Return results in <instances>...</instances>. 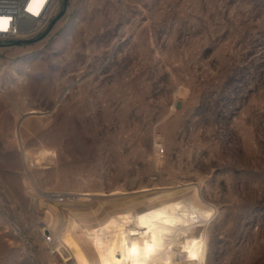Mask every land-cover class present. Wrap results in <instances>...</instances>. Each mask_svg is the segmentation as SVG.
I'll return each mask as SVG.
<instances>
[{
  "label": "rangeland",
  "instance_id": "rangeland-1",
  "mask_svg": "<svg viewBox=\"0 0 264 264\" xmlns=\"http://www.w3.org/2000/svg\"><path fill=\"white\" fill-rule=\"evenodd\" d=\"M0 46L1 124L15 119L0 264L60 263L48 232L182 190L210 209L193 225L203 264H264V0H67L43 36ZM40 149L54 155L28 166ZM41 198L59 208L53 233Z\"/></svg>",
  "mask_w": 264,
  "mask_h": 264
},
{
  "label": "bare ground",
  "instance_id": "bare-ground-1",
  "mask_svg": "<svg viewBox=\"0 0 264 264\" xmlns=\"http://www.w3.org/2000/svg\"><path fill=\"white\" fill-rule=\"evenodd\" d=\"M38 111L31 108L28 113ZM53 155L54 152L50 149H40L35 153L24 152L28 166L41 165ZM158 159L162 160L161 154H158ZM71 192L68 193L73 197L79 193ZM186 193L187 191L182 190L151 197L142 204H135L131 210L111 213L102 224L82 230L79 229L78 221L73 218L70 227L64 226L58 238L54 237L55 244L52 248L59 254L61 262L51 264H139L144 259L161 260L167 264H186L184 258H181L183 249V254L193 264H203L206 240L202 232L200 236L194 235L193 225L202 218L206 219L210 209L200 205L193 193L180 199ZM42 199L39 204L49 220L48 229L53 233L55 225L60 221L59 208L54 202ZM64 210L73 212L69 207ZM166 212L168 217L164 218ZM145 215H149L150 221H147ZM45 239L50 242V238Z\"/></svg>",
  "mask_w": 264,
  "mask_h": 264
},
{
  "label": "built area",
  "instance_id": "built-area-1",
  "mask_svg": "<svg viewBox=\"0 0 264 264\" xmlns=\"http://www.w3.org/2000/svg\"><path fill=\"white\" fill-rule=\"evenodd\" d=\"M62 0H0V44L14 45L44 35L60 10ZM42 196L59 204L65 202L68 192L47 190ZM51 246L55 244L48 232Z\"/></svg>",
  "mask_w": 264,
  "mask_h": 264
},
{
  "label": "crops",
  "instance_id": "crops-1",
  "mask_svg": "<svg viewBox=\"0 0 264 264\" xmlns=\"http://www.w3.org/2000/svg\"><path fill=\"white\" fill-rule=\"evenodd\" d=\"M1 48V46H0ZM2 89V88H1ZM3 90V89H2ZM1 99V96H0ZM9 104L6 102L0 101V144L1 141H5L6 138H13L14 135V129H15V119L14 118H8V124L2 125L1 122H3L5 113L2 111L9 110Z\"/></svg>",
  "mask_w": 264,
  "mask_h": 264
},
{
  "label": "water",
  "instance_id": "water-1",
  "mask_svg": "<svg viewBox=\"0 0 264 264\" xmlns=\"http://www.w3.org/2000/svg\"><path fill=\"white\" fill-rule=\"evenodd\" d=\"M66 5H67V0H64V5H63V8L59 11V13L52 19L47 31L49 29H51V27L53 26V24L56 22V20H58L65 12V8H66ZM33 39H30L29 41H31ZM1 45V44H0ZM181 106V101L180 100H177L176 103H175V107L176 108H179Z\"/></svg>",
  "mask_w": 264,
  "mask_h": 264
}]
</instances>
